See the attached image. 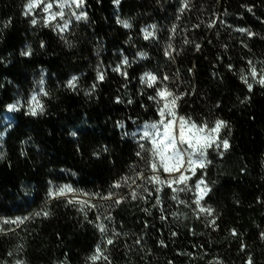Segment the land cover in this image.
I'll return each mask as SVG.
<instances>
[{"label":"trees","instance_id":"16d2710c","mask_svg":"<svg viewBox=\"0 0 264 264\" xmlns=\"http://www.w3.org/2000/svg\"><path fill=\"white\" fill-rule=\"evenodd\" d=\"M32 2L0 0V264H264V0ZM164 89L226 122L171 187Z\"/></svg>","mask_w":264,"mask_h":264},{"label":"snow or ice","instance_id":"6c2138e0","mask_svg":"<svg viewBox=\"0 0 264 264\" xmlns=\"http://www.w3.org/2000/svg\"><path fill=\"white\" fill-rule=\"evenodd\" d=\"M74 2L78 5L80 0H74ZM37 6L38 0H33L32 3H29L28 9L31 11L33 7ZM59 7L62 9L63 5H59ZM51 8L52 4L49 3L45 6L44 10L48 11ZM56 15L63 17L64 13L61 10L60 12L53 14L50 18L55 19ZM79 18L80 17H77V19ZM33 23H35V21H33ZM125 27H128L126 23ZM251 75L254 79L257 76V70L254 67L251 69ZM100 79H103V77L101 76ZM148 79L155 81L156 78L154 76H149ZM242 79H244L245 83H248L247 77H242ZM258 83L264 85V76H261ZM248 88L251 90L252 85L248 84ZM158 95L162 99H165L164 106L160 109L159 113L161 120L150 126L152 129L151 131L145 130L143 132V137L148 138L151 143L152 161L150 167L152 171L154 173H158L161 169H163L164 172H181V169L185 167V164L187 165L188 170H191L194 165L202 166L204 164V160H194L193 156H196L197 154L201 158L205 156V150L211 147L216 140V137L212 134H218L222 127H226V122L217 120L215 125L209 129L206 123L197 125L195 122L190 119H185L184 117H179L177 120L174 109L176 100L179 99V97H173L171 101L167 100L166 96H172V93L167 92L166 89L161 90ZM32 114L35 115V111H33ZM167 117H171V119H168ZM177 124L178 132L176 127ZM147 127L149 126H146V128ZM180 145H187V148H181ZM219 146L220 145L218 144L217 147ZM222 146L225 149L229 147L226 139L222 141ZM141 147H143V145H141ZM185 156H187V160H185ZM149 179L160 184L167 183L168 186L171 187L172 184L185 182L187 177L183 174V172H181L178 179L172 181H162L159 179L158 175H154ZM200 183L202 184L203 181ZM117 187H119V185H117ZM199 187L200 185L198 184L197 188ZM159 190L160 189L158 188L157 191ZM64 191H71V189L62 190L60 194H64ZM132 195L133 198H135L136 194L133 193ZM197 203H199V201H197ZM43 215L47 216L48 213L45 212ZM100 230L104 231L105 229L101 227ZM108 243L111 244L112 241L109 240ZM101 255L102 253H100V249L97 248V255L93 256L92 259L95 261L99 259Z\"/></svg>","mask_w":264,"mask_h":264},{"label":"rangeland","instance_id":"374dc122","mask_svg":"<svg viewBox=\"0 0 264 264\" xmlns=\"http://www.w3.org/2000/svg\"><path fill=\"white\" fill-rule=\"evenodd\" d=\"M176 127H177V131H178V124ZM212 135L215 136L214 134H212ZM185 146H187V145H180L181 148L186 149ZM198 156H199L198 154L196 156H193V159L199 160L200 158ZM185 160H187V156H185ZM186 167H187V165L185 164V167L183 169H181V172H183ZM181 172H166V173L170 178H178L180 176ZM67 194L72 195V197L75 199L85 200L82 195L76 194L75 192L73 193V192L69 191ZM6 226H8V221L0 222V229H4V227H6Z\"/></svg>","mask_w":264,"mask_h":264},{"label":"water","instance_id":"95a60500","mask_svg":"<svg viewBox=\"0 0 264 264\" xmlns=\"http://www.w3.org/2000/svg\"><path fill=\"white\" fill-rule=\"evenodd\" d=\"M178 132V131H177Z\"/></svg>","mask_w":264,"mask_h":264}]
</instances>
